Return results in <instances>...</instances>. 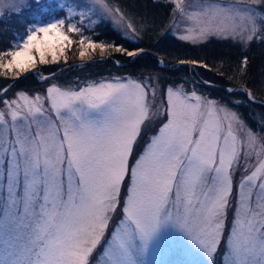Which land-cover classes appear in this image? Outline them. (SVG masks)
<instances>
[{
    "label": "snow or ice",
    "instance_id": "1",
    "mask_svg": "<svg viewBox=\"0 0 264 264\" xmlns=\"http://www.w3.org/2000/svg\"><path fill=\"white\" fill-rule=\"evenodd\" d=\"M162 2L173 21L191 22L175 39L216 37L246 50L255 43L264 57V0H151ZM156 15L140 0H0V77L10 87L30 73L52 79L38 66L67 63L74 46L81 60L96 50L102 59L136 58L146 51L139 44L130 50L87 33L107 21L124 40L158 32L166 43L170 30ZM178 63L211 70L195 59ZM248 63L244 55L241 79ZM259 75L239 88L249 101L253 86L264 87ZM8 91L0 88V264H146L171 231L192 264H264V135L227 105L168 88L161 110L154 87L150 100L144 83L121 78L4 98ZM145 128L156 130L138 151Z\"/></svg>",
    "mask_w": 264,
    "mask_h": 264
},
{
    "label": "trees",
    "instance_id": "2",
    "mask_svg": "<svg viewBox=\"0 0 264 264\" xmlns=\"http://www.w3.org/2000/svg\"><path fill=\"white\" fill-rule=\"evenodd\" d=\"M109 2L116 6L124 4L126 0H109ZM140 3L157 14L156 18L162 21V27L169 28L170 39L166 43L160 42L158 32L152 33L151 39L145 37L142 40L131 42L124 40L118 31L106 21L104 26L95 27V32L89 31L95 39L122 43L130 50H132V44H139L146 51L136 58L111 53V56H104L103 59L96 56L91 60H79L74 55L68 59L67 63L62 61L60 66L55 69L53 67V70L48 68L49 65L46 67L48 69L46 71L55 73L52 79L41 82L30 73L25 74L16 87H10L11 80L0 77V88L9 87L6 96H12L16 89L35 91L44 89L50 84L79 88L106 78L145 77L155 74L163 88L172 83L179 85L185 91L201 92L208 97L221 100L225 105L235 109L250 128L264 135V87H260L259 83L253 86L255 101L247 100L239 89L235 94L226 91L227 87L235 88L245 82L252 86L253 79L257 82L262 79L259 75L264 70L261 47L253 43L246 50L231 40H221L216 37H210L208 41L197 44L175 39L177 35L171 30V6L163 2L153 6L151 0H140ZM6 34V25H0V40H3ZM244 55H247L249 63L247 75L241 79L239 66ZM159 57L162 58L164 65L159 64ZM181 59L203 61L209 65L211 70L190 64H180L178 61ZM116 61L121 63L118 64ZM221 71L224 75L219 74ZM206 80L211 83L206 84ZM238 98L241 103L234 106L232 101ZM145 142L146 139L142 135L137 146L138 151Z\"/></svg>",
    "mask_w": 264,
    "mask_h": 264
},
{
    "label": "rangeland",
    "instance_id": "3",
    "mask_svg": "<svg viewBox=\"0 0 264 264\" xmlns=\"http://www.w3.org/2000/svg\"><path fill=\"white\" fill-rule=\"evenodd\" d=\"M225 2H228V0H225ZM112 5V4H111ZM114 7V5H112ZM93 20H96V17H92ZM78 20V18L73 19L72 22L76 23ZM172 21V27L171 30L178 36L181 34H185V29L190 26L189 21L185 20L183 17L179 16V14H177L176 19ZM110 23V22H108ZM112 25V23H110ZM113 26V25H112ZM87 29H92L94 26L92 24H87L86 25ZM114 27V26H113ZM115 28V27H114ZM87 34H91L90 32H88ZM92 35V34H91ZM99 41V40H98ZM103 41H108V40H103ZM68 55V59L72 56H76L77 59L81 60L80 56H79V51L78 48L76 46H74L71 51H69L67 53ZM111 56V53H105V56ZM101 57L99 50H96V52L94 54H92V58L93 57ZM63 60H61V62L59 64L55 65H49V69L51 70L53 67L54 69L57 68L58 66H60V64L62 63ZM64 62V61H63ZM121 63V62H119ZM118 63V64H119ZM161 65H164V63L162 61H160ZM46 66H38L41 71L43 72L44 75H49L50 71H46L48 70ZM53 70V69H52ZM39 81L43 82L44 80H40L38 75H35ZM117 78H121V79H131V80H136V81H140L142 83H144V85L146 86V88L148 89V94H149V99L151 100V89L154 87L156 89V96L154 100H151L152 104L155 107H159L162 110V100H163V104H166V99H163L164 94L166 93V90L168 88H180L183 90V88H181L179 85H174V84H167L164 88L161 87L160 83H159V79L157 78V75H146L145 77H114V78H106V79H102L98 82L101 81H113ZM150 81V83H149ZM98 82H93V83H98ZM91 84V83H89ZM49 86V85H48ZM46 86V88L48 87ZM83 87V86H81ZM46 88H41L40 90H35V91H27L30 95H35L37 91H39L41 94H45V90ZM229 88V87H227ZM240 85L235 87V89H239ZM21 89H16L15 92H13L12 96H6L4 98H12L14 96V94L19 91ZM185 93L190 94L191 90L189 91H185L183 90ZM196 92V91H195ZM198 95H201L203 97L206 98H211L206 96L205 94H202L201 92H196ZM214 99L216 101H218L221 105H225L221 100L217 99V98H211ZM2 104H0V108H2ZM229 107V106H228ZM229 109L231 111L236 112L241 121L243 122V125L248 128L251 129L253 132H255L257 135H262V133L260 131H257L256 129H252L250 128L246 122L244 121V119L240 116V114L235 111V109L229 107ZM6 111V110H5ZM148 129H151V131H147ZM155 128H145L143 130V136L144 138L147 140L148 138H150V136L152 135V133L155 131ZM146 131V132H145ZM260 159H264V156H261ZM245 163L244 161H242V164ZM247 165H249L250 167H254L257 163H258V157L256 156L255 153H253V155L251 157L248 158L247 160ZM239 176L237 175L235 177V179L238 181L239 180ZM233 217V213L230 211L229 212V221H231ZM181 239L179 238V234L175 233L174 231L168 232L166 233L163 238L156 244H154L153 246L150 247V250L148 252V254L145 256V261L146 264H192L193 261V257L190 255V253L188 252L187 248H185L184 244L181 243ZM217 260H220V257L217 256Z\"/></svg>",
    "mask_w": 264,
    "mask_h": 264
},
{
    "label": "water",
    "instance_id": "4",
    "mask_svg": "<svg viewBox=\"0 0 264 264\" xmlns=\"http://www.w3.org/2000/svg\"><path fill=\"white\" fill-rule=\"evenodd\" d=\"M159 61H162V58L161 57H159Z\"/></svg>",
    "mask_w": 264,
    "mask_h": 264
}]
</instances>
